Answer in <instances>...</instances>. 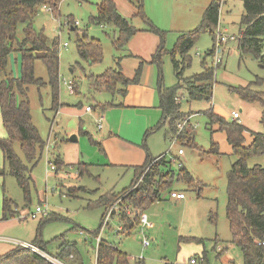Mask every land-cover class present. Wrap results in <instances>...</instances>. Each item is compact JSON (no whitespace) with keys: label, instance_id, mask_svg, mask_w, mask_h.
<instances>
[{"label":"rangeland","instance_id":"1","mask_svg":"<svg viewBox=\"0 0 264 264\" xmlns=\"http://www.w3.org/2000/svg\"><path fill=\"white\" fill-rule=\"evenodd\" d=\"M101 2L102 0H61L55 13L44 6L39 7L35 28L51 41L56 39L59 42L60 105L53 108L47 67L42 60H36L35 76L41 78L44 84L30 85L28 97L33 123L46 141V147L31 171L30 200L12 174L7 172L5 176L0 175V255L21 242L32 244L40 231L47 245L44 246L45 250L37 247V251L54 264H59L58 261L63 264H96L97 237L90 232L102 228L105 207L89 206L95 204L101 195L110 192L117 194L131 186L135 175L129 165H143L149 154L157 157L167 153L166 160L169 161L182 149L184 154L175 159L172 170L177 173L178 164L182 162L184 168L193 175V183L176 181L170 189L163 191L162 199L152 203L143 212L150 218L147 227L139 224L127 236L118 232L123 224L119 217H113L104 228L102 238L127 252L130 264H189L190 259L195 256L204 257L198 259L197 264H243L241 250L232 242L226 215L227 172L234 159L232 147L227 141L226 133L219 130L216 124H211L212 120L207 112L213 109L214 113L232 120V111H238L241 115L239 122L245 123L248 128L245 132V145L253 140L251 131L264 134L262 107L258 102L243 100L234 89L247 86L258 77H264L262 64L251 55L242 56L237 47L238 41L223 45L224 51L220 54L223 63L216 69L212 101H192L185 90L180 91L183 94L181 110L185 115L178 121L177 127L186 120L184 130L193 129L194 142L200 149L182 143L179 139L174 142L171 135L166 136L167 127L156 129L163 114L161 109L137 111L135 108L121 107L107 108L102 113L96 107L112 100L118 104L123 103L121 95L113 97L108 91L91 90L90 75H100L108 68L115 67L116 57L122 58L124 54L119 53L112 44L113 38L119 36V30L115 26L91 22L92 16L98 13V4ZM115 2L120 14L141 30L136 33H139V38L147 35L142 31L145 30L151 33L149 35H155L160 42L158 33L149 30L150 24L136 15L137 8L131 1ZM211 2L212 0H143L145 19L159 30L165 31L167 51L162 56L161 69L155 65L157 78L159 80V75H162L164 86L177 84L170 53L180 34L200 28L203 14ZM219 3V27L213 28V34L210 30H202L198 34L195 46L190 51L192 64L185 70V77L200 73L203 70L202 60L205 58L210 66L213 64L215 55L207 57L206 52L216 43L218 28L221 32L235 34L238 38L241 36L239 28L244 11L242 1L219 0ZM70 18L78 24L69 23ZM75 25L77 30H74ZM83 32L100 41L103 47L102 61L90 64L80 57L77 40ZM23 37L21 25L18 39ZM64 43L68 45L64 46ZM10 57L12 65L9 59V70L12 76L20 78L22 52L14 51ZM69 81L74 84V93L66 84ZM252 89L264 100V82L259 81ZM155 101V107H158L157 95ZM88 106L95 107L90 112L93 114L86 113ZM102 114L105 116L104 127L98 129L97 120ZM80 127H83V132L77 135L76 141H72V132L79 131ZM151 128L154 131L145 136ZM0 137H7L1 107ZM212 143L218 144L220 155L210 152ZM14 148L25 160L18 141L14 142ZM54 151L59 152L64 162L69 164L60 168L58 173L49 163ZM78 163L91 164L87 169L90 173L79 176ZM248 164L264 166V155L251 158ZM3 167L4 156L0 149V169ZM172 190L184 191L186 199H172ZM5 195L14 201L12 209L21 214L16 213L9 219L2 220ZM43 204L48 207L51 217H28L30 212ZM81 231L84 233L81 234ZM64 240L76 242L75 259L71 260L68 256L56 259L57 250ZM144 241L148 245H144Z\"/></svg>","mask_w":264,"mask_h":264},{"label":"trees","instance_id":"2","mask_svg":"<svg viewBox=\"0 0 264 264\" xmlns=\"http://www.w3.org/2000/svg\"><path fill=\"white\" fill-rule=\"evenodd\" d=\"M129 1L137 8L136 15H140L150 24L149 30L152 29L159 35L160 42L151 62L157 64L160 70L162 56L167 51L165 49V31L159 30L148 19H145L143 0ZM241 1L244 11L240 20L239 31L241 36L237 42L238 50L242 56L251 55L257 59L264 68V0ZM60 2L61 0H0V74H2L0 107L3 125L7 131V137H0V149L4 156V167L0 169V175L5 176L7 172L12 174L28 200H30L32 182L31 171L40 160L42 151L46 147V141L43 140L38 128L33 123L28 97L30 85L44 84L41 78L35 76L36 60H42L47 67L52 88L53 108H58L60 105L58 99L60 83L59 42L56 39L49 40L35 28L34 22L40 6H44L45 9L49 8L48 11L55 13ZM220 9L219 0H212L203 14L200 28L180 34L175 48L170 53L177 84L166 87L163 85L162 75H159V107L163 114L156 129L163 126L167 127L166 136L171 135L173 138L177 135L178 121L182 120L185 115V112L181 110V96L183 95L180 93L181 90H185L192 101H212L216 69L220 67L221 63L217 67H214L213 64L210 66L205 58L202 60L203 70L200 73L189 77H185L184 73L187 68L191 67L190 51L195 46L198 34L202 30H210L213 34V28L219 25ZM68 21L75 23L71 18ZM91 22L99 25H113L119 30V36L112 40L117 51H124L130 39L141 31L120 14L115 0H102L98 4V13L92 16ZM21 25H23L24 37L19 40L18 31ZM74 30H77V27ZM77 49L80 57L90 64L100 62L103 59V47L100 41L88 37L86 32H83V35L78 38ZM14 51L22 52V76L20 78L12 76L9 70L10 55ZM212 55H215V44L206 52L207 57ZM120 61L121 56H117L115 67L108 68L100 75H90L92 91L106 90L114 94L120 91L124 94L129 84L138 81L142 72V63L131 79L123 73ZM259 81L264 82V77H258L247 86H239L234 89L243 100L259 103L262 107L261 122L264 125V100L261 99L257 91L252 89V86ZM118 86L121 88L118 89ZM115 106L118 104L112 100L96 107L104 112L107 108ZM207 114L212 120L211 124H216L219 130L226 133L227 141L232 147V155L234 156L231 168L227 172L226 207L232 242L240 248L243 264H264V166L260 164L249 166L248 164L251 158L264 155V134L251 131L253 140L249 145H245V132L248 130L245 125L238 120H228L214 113L213 109H210ZM183 130L177 138L182 143L200 149L194 142L193 129ZM152 131L154 129H148L145 136ZM81 132H83L82 127H80ZM16 141L21 144L25 160L18 155L14 148ZM55 151L52 153L49 163L58 173L60 168L67 167L69 164H66L61 154ZM210 152L216 156L221 154L217 143H212ZM155 159L156 157L149 154L143 165L132 167L135 176L129 188L117 194L110 192L101 195L95 204L89 206L105 207L104 221L107 211L120 199H122V203L130 205L132 208L130 214L123 208L119 214L114 213L112 216L117 215L123 224L122 234L130 235L140 224L141 214L152 203L160 200L163 191L170 189L174 182L185 181L192 184L194 181L193 175L186 168L183 167L175 173L172 170V163L161 160L150 167L142 182L136 184ZM77 166L79 176L90 173L87 169L90 168L91 164L78 163ZM12 205H14V201L5 195L2 220H7L16 213L21 214L17 210H13ZM49 216L51 217V214L48 213L39 218ZM103 221L101 226H103ZM100 231L101 228L90 233L97 237ZM81 232L84 233V231ZM32 244L45 250L47 242L42 239L40 231H38ZM75 245L76 242L64 240L58 248L56 259L59 260L65 256L73 258L74 253H76ZM195 258L204 259L201 256H195ZM0 264L54 263L35 250L18 244L15 248L0 255ZM96 264H130V260L127 253L121 251L114 243L102 238L97 246Z\"/></svg>","mask_w":264,"mask_h":264},{"label":"crops","instance_id":"3","mask_svg":"<svg viewBox=\"0 0 264 264\" xmlns=\"http://www.w3.org/2000/svg\"><path fill=\"white\" fill-rule=\"evenodd\" d=\"M142 31L144 34H147V35L139 38L138 37L139 33L135 34L130 39L128 44L126 45L125 50L119 51V53H124L122 58H121V61H120V66H121L123 73L128 78L132 79L135 76L136 69L142 63L141 75L139 76L137 82H135L133 84H129L127 86L126 93L123 94L122 92L117 91L114 94V93L110 92L113 95V97L116 95H121L123 98L122 104H118L113 100L116 104H118V106L112 107L111 109L121 108V107H127V108L131 107V108L137 109V111H147L148 109H154L157 111V109H159V110L161 109L159 107V104H158V107L157 106L155 107L156 95H157V99H159V96H158V78H157V68L155 66L156 64L151 62V56L155 52L159 41H158V38L155 37V35H149L151 33H148L145 30H142ZM49 40H51V39H49ZM11 59H12V57H10V64L12 65ZM17 59H18V56H16V60ZM214 59H215V57H214ZM222 63H223V61L221 62V64ZM119 88H121V87L118 86V89ZM122 88H124V87H122ZM156 90H157V94H156ZM103 91H106V90H102L100 92H103ZM93 108H95V107H93ZM86 113H90V112L86 111ZM90 114H93V113H90ZM240 118L238 119V121L240 120ZM232 120H235V119H232ZM242 124L245 125V123H242ZM72 133L75 135L80 134V128H79V131L76 130V131H73ZM73 134H71V135H73ZM160 155H162V154H160ZM137 156L139 159L138 161H140L141 160L140 153H138ZM129 166H131V168H132V167H135L136 165H129ZM133 171H134V169H133ZM134 175H135V173H134ZM179 191H182V190H179ZM114 217H118V216L115 215ZM149 220H150V218H149ZM118 232H122V226L119 227ZM1 246L2 245L0 244V247ZM121 251L125 252L124 250H121ZM57 252H58V250H57ZM125 253H127V252H125ZM128 256H130V255L128 254ZM69 259H71V260L75 259V256L73 258L70 257Z\"/></svg>","mask_w":264,"mask_h":264},{"label":"built area","instance_id":"4","mask_svg":"<svg viewBox=\"0 0 264 264\" xmlns=\"http://www.w3.org/2000/svg\"><path fill=\"white\" fill-rule=\"evenodd\" d=\"M76 25L78 24V22H75ZM219 27V26H218ZM218 32H217V36H216V43H215V59H214V67H217V65L219 63L222 62V58L220 57V54L223 52V45L231 42V41H238V36L235 35V34H227V33H224V32H221L219 30V28L217 29ZM68 44L67 43H64V46H67ZM70 91L73 93L74 92V85H73V82L69 81V82H66ZM86 111L88 112H92V107L88 106L86 107ZM103 113V112H102ZM231 116H232V119H235V120H238L241 115L238 111H232L231 113ZM104 121H105V116L102 114V115H99V118L97 120V127L98 129H102L104 127ZM186 120L182 123V124H179V127H178V131H177V135H175L173 138H174V142L178 139V134L184 129V126L186 124ZM184 154L183 150L180 149L179 152H178V155H173L171 157V159L168 161L170 163H174L175 162V159L179 158V155H182ZM166 155L167 153L165 154H162L158 157H156V159L150 163V165L147 167V169L145 170V172L141 175V177L138 179L137 183L136 184H139L140 182L143 181L144 179V176L146 175L147 171L150 169V167L158 162V161H161V160H166ZM178 167L179 169L183 168L184 165L182 164V162H179L178 164ZM53 170L55 169L54 167L52 168ZM170 197L172 199H175V200H184L186 199V194L184 191H179V190H172L170 192ZM125 208V210L127 211L128 214L131 213L132 211V208L130 205L126 204V203H122V199H120L117 203H115L106 213L105 217H104V221H103V226L101 228V231H100V234L97 236V243L99 245L100 241L102 240V233H103V230L104 228H106L108 225H109V222L113 216L114 213H117L119 214L121 212V209ZM49 212H48V207L45 206L44 204L43 205H40L38 206L34 211L30 212L28 217H31L33 219H36V218H39L40 216L42 215H47ZM149 224V216L146 214V213H143L141 214L140 216V226L141 227H147ZM81 234H83V232H81ZM145 242V241H144ZM20 244L24 245V246H27L33 250H35L36 252H38V248L36 246H34L33 244H30V243H25V242H21ZM264 244V243H263ZM144 245H148V242L146 241ZM39 253V252H38ZM40 254V253H39ZM43 257H45L44 255H42ZM46 258V257H45ZM57 261V260H56ZM59 264H63L62 262L60 263L58 261ZM190 264H197L198 263V259L197 258H191L190 259Z\"/></svg>","mask_w":264,"mask_h":264},{"label":"water","instance_id":"5","mask_svg":"<svg viewBox=\"0 0 264 264\" xmlns=\"http://www.w3.org/2000/svg\"><path fill=\"white\" fill-rule=\"evenodd\" d=\"M72 141H76L77 140V135H72L71 138H70Z\"/></svg>","mask_w":264,"mask_h":264}]
</instances>
